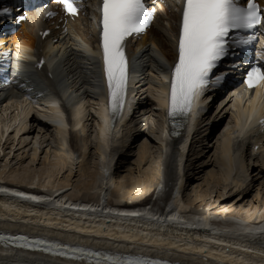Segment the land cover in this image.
Wrapping results in <instances>:
<instances>
[{
	"label": "bare ground",
	"instance_id": "6f19581e",
	"mask_svg": "<svg viewBox=\"0 0 264 264\" xmlns=\"http://www.w3.org/2000/svg\"><path fill=\"white\" fill-rule=\"evenodd\" d=\"M179 8L178 0H165L154 26L142 36L139 47L132 51L134 62L140 68L152 65L160 69L164 68L168 61L170 64L174 63L176 58L174 37L178 32ZM36 14V12L32 13L29 20L22 23L14 35L0 39V54L13 50L17 47V43H21L26 49L30 47L32 49V55L20 49L22 53L15 61L20 92L31 91L32 94L37 95L46 86L55 89L56 85L61 84L67 85L76 95L88 97L98 79V58L90 53H93V50L87 47L82 51L80 47L74 45L60 57L54 70L48 69L47 64L42 68L37 67L35 60L41 54L37 47L40 38L37 34L39 20ZM93 14L91 12L84 18L86 25L82 26L84 21L80 20L74 24V27L79 37L94 48L98 31L94 20L96 14L94 16ZM90 15L93 17L90 18ZM151 43L155 50L151 49ZM7 57L14 59L11 55ZM155 84L157 86H150L148 93L156 100L157 103L154 102V105L162 109L166 105L165 92L158 89L159 80H156ZM5 90L6 87L1 86L0 103L3 102ZM98 90L95 88V94ZM39 101L34 99L32 102ZM225 102L227 107L230 101L226 98ZM132 105L128 103L123 113L124 122L126 124L130 122L126 131H129L133 122L132 119L128 120ZM93 108L101 118V120L97 119L95 124V150L98 160L97 164L95 163V170L81 167V179L74 185L71 182L73 169L70 167L69 174L61 179L62 181L50 180L49 184L53 185L48 186L46 190L42 187H28L21 182L7 180L4 183L0 182V229L12 233H27L33 237H47L51 242L69 245L70 247L65 250L67 254H57L56 249L36 251L0 244V264H90L77 260L81 257L96 260L95 257L86 255V251L100 252L102 264H107L103 258L108 255L121 258L133 256L141 260L157 259L171 264H264V199L260 202L263 204L246 208L247 215L243 216L242 211L231 215L225 212L216 214L209 208L208 203H205L201 210L192 211L190 206L196 201L204 203L203 197L197 190L202 184L196 187L193 201L183 196L187 183L186 156L190 139L193 137L190 136L191 131L180 147L177 146L178 142L171 143L168 135L163 132L159 161L153 159L155 153L150 144L141 143L137 154L140 174L135 175L133 169L129 167L128 174L122 180L115 181L112 174L115 157L123 151L121 149L126 147L129 141L122 135V128L110 132L105 107L98 111L94 102ZM254 108L256 109L253 104L252 109ZM12 109L15 112L12 113V118L0 121L1 142L11 129L15 131L12 135L14 139L30 130L29 117L36 113L46 121L45 125L38 122L40 125L54 130L60 142L58 149L61 151L56 149L61 155H55L53 159L46 155L42 168L38 171L31 172L25 167L14 169L12 173L19 177L21 175L29 177L31 172L33 177L48 175L49 179H53L68 167L70 163L68 160L72 161L75 156L80 158L81 166L86 165L90 157L85 124L90 112L87 100L79 107L71 106L70 111L74 115V121L79 123L70 132L67 130L65 115L57 101H53L49 109H40L34 105L24 107L14 102L11 106L3 108V111L7 113ZM198 113L195 105L192 114ZM232 119L234 120L231 127L218 137L216 143L219 151H216L215 155L211 153L212 149L203 148L204 151L197 150L188 157L190 156L191 159L193 156L201 160L198 168L200 165L202 167L213 165L205 175V181H216L223 184L224 189L232 186V189L242 193L248 187L249 169L256 166L255 160L258 161L256 155L261 152L262 147L259 144V149L255 151L254 144L246 146L247 128L238 122L235 123V120L240 119L238 114L233 113ZM101 121L104 127L100 134L97 125ZM207 122L208 127L204 131L209 134L213 127L211 125L213 122L209 118H202L198 130L200 126L201 128L206 126ZM255 123L256 121L252 122ZM148 128L152 129V127ZM140 130L142 131V128ZM201 132L203 131L200 130L198 134H202ZM251 136L258 142L264 137V133H261L259 128H255ZM204 140H197V143ZM25 142V139H21L19 143L23 146ZM39 142L36 141L31 148L33 162L37 160L40 152L38 145H41V142ZM261 161L264 164V155L261 156ZM148 163L150 165L144 169L143 166ZM8 167V164L1 165L0 174L5 173ZM116 173H119V170ZM260 173L264 171L261 170ZM21 193L23 195H19ZM257 196L260 197L261 193L258 192ZM170 200L174 211L166 213V204ZM95 234L105 237L96 240ZM79 247H82L85 253L72 251ZM71 255L75 259H71Z\"/></svg>",
	"mask_w": 264,
	"mask_h": 264
},
{
	"label": "snow or ice",
	"instance_id": "6c2138e0",
	"mask_svg": "<svg viewBox=\"0 0 264 264\" xmlns=\"http://www.w3.org/2000/svg\"><path fill=\"white\" fill-rule=\"evenodd\" d=\"M56 3L62 6L66 15L75 17L79 13L80 0H56ZM154 11L148 10L144 0H100L99 44L96 55L106 83L109 115L113 119L122 112L127 93L128 38L146 31L154 18ZM9 12L10 9L4 8L0 10V16ZM180 13L178 32L174 37L176 58L168 67V91L164 94L167 115L173 121L191 113L193 101L202 95L205 88L221 83L225 74L216 75L215 79H211V76L222 58L228 55L229 48L245 46L257 39L255 36L244 35L230 38V33L254 29L257 25L264 27V10L255 0H182ZM48 15L55 13L49 12ZM16 19L19 23L25 20L26 16L20 15ZM262 52L264 49L257 53V61L246 73L244 82L249 89L264 87V56L260 54ZM261 104L264 106V100ZM255 111L254 108L253 113ZM248 119L251 120L252 117L249 116ZM259 122L264 124V118ZM13 239L25 241L26 247L43 246L45 251L68 247L45 239ZM72 251L85 253L83 248ZM59 254L67 253L60 251ZM86 255L95 257L96 264H101L100 252L88 251ZM103 259L107 264H148L147 261L133 256L121 258L108 255Z\"/></svg>",
	"mask_w": 264,
	"mask_h": 264
},
{
	"label": "rangeland",
	"instance_id": "374dc122",
	"mask_svg": "<svg viewBox=\"0 0 264 264\" xmlns=\"http://www.w3.org/2000/svg\"><path fill=\"white\" fill-rule=\"evenodd\" d=\"M166 16V15H165ZM161 23V22H160ZM163 24V22H162ZM166 24V23H165ZM86 25V24H85ZM83 26V25H82ZM227 97H221L220 100L213 105L212 111L208 114L207 118L211 120L212 131H204L208 127V122L205 123L206 126L201 128L202 134H198V137L193 140L191 148L188 146L187 156H186V168H185V179L187 181L186 186L183 190V196L189 201H193L195 197V189L199 184H202V187L199 190L200 195L204 199V203L202 201H196L195 204L191 205L192 211L196 209L201 210L205 205V203L209 204V208L213 209L216 214H220L225 212L228 215L237 214L238 211H242L241 215H247L246 208H251L253 205L263 204L260 203L261 200L264 199V173H260L261 170L264 171V164L261 162V156L264 155V146L261 148V152L259 154L258 161L255 160L256 166L254 168H250L249 173L250 177L247 181L248 187L245 192L239 193V191H235L232 189V186H228L224 189L223 184H219L216 181H210L206 179L208 171L212 169L213 165L202 167V165H198L201 163L199 158L190 159L192 153L194 154L195 151H204L212 149L211 153L214 154L216 151L218 152V145L217 140L220 135H222L229 127H231V123H233V117L229 114L228 110H225V101ZM224 107V109H222ZM9 112V113H8ZM12 111L1 112L0 113V121L10 120L13 116L11 113ZM11 117V118H10ZM132 126L130 127L129 131L125 129L122 132L124 138L128 139L129 142L126 143V147H124L121 153L117 154L114 160V167L112 170V174L114 176L115 181L122 180L124 176H126L127 169L130 167L133 169L135 175L140 174L138 168V148L141 143L147 142L152 147L153 152L155 153L156 161H159L160 157L159 154L161 153L160 146H162L161 138H162V113L157 109L151 99H146L145 104L140 110V113L136 114L132 120ZM210 122V121H209ZM220 123V124H219ZM87 127L86 139L88 142V160L86 161V165L81 166L80 158L77 156L74 159L68 160L70 163L68 167L65 168L64 171H61L57 176L53 179H49L48 175L40 176V177H33L31 175L32 170H39L42 168V162L46 155L50 159L53 157L60 156L61 152L59 148V140L55 135V132L52 128H45L40 125L35 119L30 123L29 129L27 132L21 133L19 136L14 139L12 135L15 134L14 129L6 135V138L3 139L0 145V166L8 164V168L5 173L2 175L0 174V182L7 181H15L21 182L28 187H35V188H46L48 186H52L53 184H49V181H55L56 179H62L69 174V168L72 167L73 175L71 176V182L75 185L81 179L80 176V168H90V170H95L96 164L98 162L96 150H95V143H96V131H95V118L90 115L88 120L85 122ZM215 124L218 126L215 127ZM204 125V124H203ZM233 125V124H232ZM152 127V129L148 128ZM142 128V131L140 130ZM47 129V130H46ZM150 131V132H149ZM204 134H208L205 136ZM10 135V136H9ZM202 135V137H201ZM129 137V138H128ZM8 139V140H7ZM10 139V140H9ZM21 139H25L26 142L23 146L19 143ZM203 142L197 143V140H203ZM7 140V141H6ZM212 140V141H211ZM37 142H41L40 152L35 162L32 161V153L33 151L31 148ZM196 141V142H195ZM39 142V143H40ZM247 143V141H246ZM198 145V146H197ZM23 147V148H22ZM214 147V148H213ZM204 148V150H202ZM248 148V147H247ZM56 149L58 151H56ZM196 149V150H195ZM191 150V151H190ZM193 151V152H192ZM216 152V153H217ZM249 153V151H247ZM58 153V154H56ZM215 153V154H216ZM214 154V155H215ZM205 155V154H204ZM159 157V158H158ZM158 158V159H157ZM193 158V159H192ZM151 159V157L149 158ZM191 160V161H190ZM199 160V161H198ZM251 161H248L250 163ZM96 163V164H95ZM199 163V164H198ZM73 164V166H70ZM262 164V165H261ZM150 163L143 166L146 169ZM255 165V164H254ZM253 166V161H252ZM28 168L31 170L29 177H22L21 175H15L12 171L14 169H23ZM202 167V168H201ZM1 169V168H0ZM2 170V169H1ZM119 170V173H116ZM143 170V169H142ZM187 175V176H186ZM57 180V181H58ZM61 180V181H62ZM185 181V182H186ZM57 184V182H56ZM250 185V186H249ZM258 192L261 193V196L258 197ZM222 193V194H221ZM129 200V199H128ZM202 204V205H201ZM196 205V206H195ZM241 208V209H240ZM243 208V209H242ZM240 209V210H239ZM247 209V210H248ZM212 210V211H213ZM236 210V211H235ZM57 227V226H53ZM62 229L61 227H57ZM65 230H70L65 228ZM73 231V230H72ZM77 232V231H75ZM80 234H84V232H79Z\"/></svg>",
	"mask_w": 264,
	"mask_h": 264
}]
</instances>
